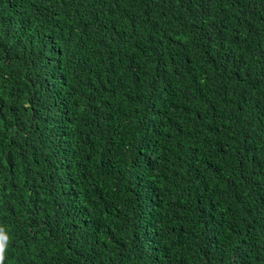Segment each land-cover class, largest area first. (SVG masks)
I'll return each mask as SVG.
<instances>
[{
	"label": "trees",
	"instance_id": "obj_1",
	"mask_svg": "<svg viewBox=\"0 0 264 264\" xmlns=\"http://www.w3.org/2000/svg\"><path fill=\"white\" fill-rule=\"evenodd\" d=\"M0 264H264V0H0Z\"/></svg>",
	"mask_w": 264,
	"mask_h": 264
}]
</instances>
